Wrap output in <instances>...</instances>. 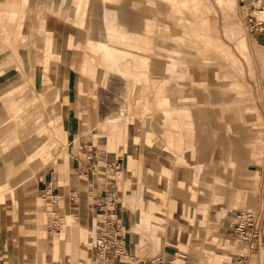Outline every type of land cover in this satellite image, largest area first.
Returning a JSON list of instances; mask_svg holds the SVG:
<instances>
[{
  "label": "crops",
  "instance_id": "obj_1",
  "mask_svg": "<svg viewBox=\"0 0 264 264\" xmlns=\"http://www.w3.org/2000/svg\"><path fill=\"white\" fill-rule=\"evenodd\" d=\"M5 1L0 0V6L8 8L4 12L0 11V34L7 38L13 33L18 45H21L25 41L26 24L23 21L27 15L30 17L29 12L25 10L24 14H19L20 12L15 11L16 3L21 4V0ZM35 1L22 0V3L30 6ZM62 1L58 4L55 0H39L40 7L43 5L44 9L56 4L61 15L66 12L65 18L60 17L61 21L44 17L43 10L34 18H39L40 22L46 21L39 28L44 33L41 63L43 80L48 84L50 82L47 73L50 59L55 58L64 63L57 62L55 66L58 83H65L66 88L58 92V98L67 90L66 96L61 98H64L66 104H70L65 120L68 138H72L75 131H78V136L84 134L92 139L98 137L107 121L96 119V108L89 92L95 90L96 86L103 85L107 74H113L126 80L130 92L133 89L137 92L135 102L145 104L148 102V89L154 91L152 105L163 111L162 120H159L163 125L162 135L167 148L173 147L179 153L180 164L190 166L184 178H181L179 168L173 166L170 169V163L164 157L147 153L136 156L140 141L127 140L126 131L122 135L116 126L107 129V135L112 141L107 143L105 149L124 143L127 150L125 172L126 175L135 177L136 193L141 197L142 204L145 203L147 212L142 211L140 206L137 207L140 209V220L147 225L151 237L154 232L152 217L148 213L156 212L155 209L159 208L155 200L160 186L159 176H166L171 170L170 178L164 177L161 183L162 193L172 199V202L168 201L172 203L171 207L167 204L166 209H161L165 220L162 226L164 233L159 238L162 246L158 251L152 243L145 240L142 233L139 234L133 227L125 229L124 226L125 235L130 239V250L134 246L136 254H142L140 258H149L151 253L157 252L155 255L162 258L165 264H264V238L250 249L246 244L237 242L229 229L239 211L255 214L264 229V178L261 184L255 158L264 155V147H261L263 140L258 143V147L253 144L252 148L248 146V135L254 133L252 130L259 115L255 112L254 105L244 99L250 94L231 92L229 94H233L232 96H224L222 92L225 86H239L232 81L226 83L224 79L228 75L221 71L225 63L231 68L236 67V59L216 39L205 33L207 21L204 12L207 7L204 0H70L69 7H64ZM214 2L220 8L233 7L232 0ZM242 10L237 2L239 16L242 15ZM149 12L158 16L149 15ZM191 15L197 19L196 28ZM242 22L245 26V21ZM8 24L12 26L9 32L5 29ZM43 26L45 27L42 28ZM243 29L250 38L247 37V42L245 37L238 36L235 39L237 47L255 51L263 63L264 28L258 32H249L245 27ZM52 34L56 36L55 41ZM36 35L33 34L35 37ZM157 40L159 43H156ZM53 48L57 50L55 55ZM152 50L155 57H147L146 52L150 53ZM148 58L151 60L150 64ZM181 65H190V69L181 71ZM192 66L198 69L194 71ZM199 66L206 67L207 80L201 76L196 78L195 73L201 69ZM3 68H9V65ZM10 78L0 82V117L5 123L0 124V147L8 142L7 130L16 125L15 131L18 127H23L26 121H30V110L21 116L20 113L34 100L30 97V101L25 97L14 99L8 95L6 88L9 84L15 85ZM170 82L173 84L166 87ZM71 85H75V90L71 89ZM87 86L92 88H86ZM10 100L12 101L9 102ZM84 101H87V105ZM156 102H160L161 106L158 107ZM80 106L83 108L79 109ZM147 111L142 110L143 117ZM51 122H62L65 127V123L59 118ZM147 135V140L141 143L153 144L149 133ZM16 141L20 143L18 136ZM42 141L47 143L48 137ZM81 141V138L71 141L72 150L77 152L76 149L81 148ZM28 148L25 147V154L28 153ZM129 149L134 151L130 152ZM11 153L13 150L7 156ZM71 155L68 164L67 158L64 161L66 167H61L58 162L48 166V170L51 169L52 172L51 175L50 171L46 173L45 181L41 184L43 190L40 192H44V201L50 208L59 204L62 206L66 202L65 196L58 195L52 184L55 173L56 177L63 178L59 175L61 169L67 174L71 191L69 201L87 198L90 205L95 206V199L102 192L103 174L99 170L103 169L102 166L94 160L85 162L82 156L74 153ZM13 157L14 155L10 159ZM48 157L43 155L41 159L45 161ZM46 180L49 183L45 186ZM129 184V181L125 182L124 187ZM23 190L24 197L28 198L23 207L26 213V209L30 207L31 192L28 185L23 186ZM47 190H50L49 195L45 194ZM113 190L116 192L114 188ZM52 194L57 199L54 202L49 199L53 198ZM67 208L78 211L75 205ZM90 210L92 224L95 217L92 209ZM88 227L82 232V227L77 226L82 240L80 249L81 244L88 240L94 244L95 229L88 230ZM66 241L68 244V240ZM71 243L74 250V240ZM79 246L77 244L76 250H79Z\"/></svg>",
  "mask_w": 264,
  "mask_h": 264
},
{
  "label": "rangeland",
  "instance_id": "obj_2",
  "mask_svg": "<svg viewBox=\"0 0 264 264\" xmlns=\"http://www.w3.org/2000/svg\"><path fill=\"white\" fill-rule=\"evenodd\" d=\"M7 1L11 0H6L5 2ZM46 1L48 2V0ZM55 1L59 4L62 0ZM232 1L233 7L225 6L224 8L218 7L214 0L203 1L207 7L204 12V17L207 21L205 33L207 36L216 39L217 43L225 47L236 59V67L231 68L230 65L225 63L221 71L228 75V77L224 79L226 83L232 81L235 84H239V86H229V88L225 86L222 92L224 96H226V94L232 96L233 94H229L231 92L234 94H250V96L244 99H247L254 105L255 112H257L259 117L258 121L255 122V128L252 130L254 133L248 135V146H250V148H252L253 145L258 147V143L260 144V141L263 140L261 147H264V62L261 63L263 60L259 59L255 51H249L246 47H237L235 39L238 36L242 35L247 42V37L249 36L246 35L243 29L247 27V24L243 26V20L241 19L242 15H238L237 0ZM2 2L3 1H1V3ZM62 2L64 7H69L70 0H63ZM163 6H166V4ZM4 9L8 8L0 6L1 12H4ZM25 10L29 12L28 14L30 17L28 18L27 15L23 21L26 24L25 41L23 44L18 45L13 33H11V36L7 34L10 36L7 38L4 36L2 37V34H0V82L11 77L10 80L13 79L15 85L9 84L6 88V90H8L6 92L8 95H11L14 99H18V97H25L27 101H30L28 97L34 99L33 103L29 102L26 106L27 108L20 113L21 116L27 114L28 110H30V121H26L23 127H18L15 131L16 125H11L13 128L7 130L9 133L7 137L8 142L0 147V198L2 197L5 201L4 204L0 205V264H41V257H43L44 264H88V258L93 252V243L92 245L90 243L89 251L80 249L79 244L82 240H80L79 232H77V226L84 228L81 221H85L86 226H89L88 230H92V228L95 229L96 236L98 221L96 214L98 211L95 209V206H91L86 200L87 198L69 201V193L71 191L68 187L66 179L67 174L64 173V169L59 171V175L63 178L59 176L56 177L57 174L55 173L52 182L53 188L56 190L57 194L62 197L65 196L66 202L62 206L59 204L54 208L48 207L47 202L44 201V192H40L43 190V185L41 184L45 181L46 173L51 170H48V166L51 167L53 162H58L61 167H66L72 153L82 156V159L86 162L88 148L92 155V161L94 160L96 164L98 163V165L103 168L99 169L100 173L103 174L101 176L103 179L102 191L106 190L107 187L105 185H107V183L110 189L112 188L111 190H113V188L116 190V192L113 191L116 193L117 216L120 217V220L122 218L121 221L125 229H127V227H133L139 234L142 233L145 240L152 243L158 250L162 246V242H160L159 238L160 235L164 233L162 226L165 224L162 210L167 208V204H169V207L172 206V203L168 202L172 199H168V196L161 191V183L164 177L170 178V169L173 166L179 168L181 171V178H184L190 166H186V168L184 164H180L178 162L179 153L177 154V151L175 152L173 147L167 148V143L162 135L163 125L160 122V120H162L161 114L163 111H159L152 105L155 97L154 91L148 89V102H145V104L135 102L137 92L134 89L131 92L129 91L126 80L113 74H107L105 83L96 86L95 90L89 92L92 104L94 103L96 108V119L103 120V122L107 121V124L103 126L96 139H92V137L84 134L78 136V131H75L72 138H68L65 120L67 119V111L69 112L70 110V104H66L64 98H61V96H66L67 90L62 93L64 95L58 98V92L62 88H65V83H58L57 68L55 66L57 62L63 63V61L55 58L48 61L49 68L47 73L50 82L48 84V82L44 81L43 68L41 67L44 55V33L40 32L39 28L41 26L40 24L43 23V25H45L46 21L43 20L40 22L39 18H34L43 10V13H45V15H43L44 17L48 16V19L52 18L53 21L58 22L61 21L60 17L62 16L65 18L67 13L64 12L61 15L56 4L48 5L47 8L44 9L43 5L40 7L39 0H36L34 4L30 6L22 3V0L21 4L16 3L15 11L17 13L20 12L19 14H24ZM68 10L71 11L70 9ZM149 15L158 16L155 15L154 12H149ZM186 15L188 16L189 13H186ZM191 17L193 18L194 27L196 28L197 19L194 15H191ZM261 19L264 22V17ZM5 27L8 32L12 29V26L9 24ZM44 27L45 26L42 28ZM33 34H37L36 37L33 36ZM52 38L54 41L56 40L55 34H52ZM156 43H159V41L157 40ZM52 52L55 55L57 50L53 48ZM153 52L154 50L150 53L146 52L147 57H155ZM212 53L214 55L216 54L214 52ZM217 58L219 59V57ZM150 61V58H148V64H150ZM160 61L164 62L165 60ZM8 65L9 68H3ZM189 66L190 65H181L179 70L187 71L190 69ZM193 67L194 66H192V69H195L194 71L198 69ZM199 67H201V69L199 68L197 73L194 72L196 78L201 76L203 79H206V67ZM149 75V77H151L150 73ZM172 84L173 82H170L166 87ZM86 88H92V86H87ZM71 89L75 90V85H71ZM234 101H236V99ZM63 102L65 106L62 104ZM84 104L87 105V101H84ZM80 108L82 109L83 106H80L79 109ZM142 110H148L145 112L144 117L142 116ZM55 118H59L63 121L65 127L62 126V122L58 124L51 122L55 120ZM0 124L5 125V123L2 122V116L0 117ZM110 126H116L122 135H125L126 131L128 133L126 136L127 140L140 141V143H138L136 156L141 153L159 155L166 158L168 163H170L169 174L166 176H159L160 186L155 200L160 209L157 208L155 209L156 212L152 211L148 213L152 217L151 224L153 225L152 230L154 232L152 237L148 233L149 229L147 225L140 220V209L146 212V206L145 203L142 204L140 201L141 197L136 193L135 177L133 175L128 176L125 172L127 168L125 158L127 150L123 146L124 143H118L116 147L112 149L110 147L105 149L107 143L112 141V138L107 135V129ZM148 133L153 144H142L141 141L144 140L145 142V140H147L146 136H148ZM16 136L19 137V142H22L21 144L16 141ZM47 137V143L42 141ZM76 138H81L82 140L80 142L81 148L79 150L76 149L77 152L72 150L73 143L71 142H74ZM123 140H125V138H123ZM25 147H29L27 154L24 153ZM11 150H13V153L7 156L8 152L10 153ZM129 151L132 152L134 150L129 149ZM13 155L14 157L10 159ZM43 155H48V159L42 161L41 157ZM4 156L5 158H3ZM66 158L67 164L64 162ZM255 158H257V167H259L258 171H260L261 175L260 183L263 184L264 155H261V158L259 155ZM31 162H33V164H31ZM35 162L38 163L35 164ZM68 166H70V164ZM192 166L194 167L193 164ZM51 172L52 171L49 172L50 175ZM50 177L52 178V176ZM127 181H129L130 184L128 187H124V183ZM48 183L49 180H46L45 186ZM27 185L31 192V201L30 207L26 209L25 213L23 207L25 202L27 204L28 198L24 197L23 186ZM27 197H29V195ZM73 205L77 207L78 211H71V209L67 208ZM139 206L140 209L137 208ZM90 209H92V213L95 217V220H92V224L89 218ZM176 218L179 219L178 216H176ZM79 222H81L82 225L79 224ZM80 231L83 232L84 230L82 229ZM225 235L228 234L225 233ZM227 237L229 238V236ZM66 240H68V244ZM72 240H74V250H72ZM125 240L127 244L130 242L128 241L130 239H128L127 235H125ZM131 242L134 241L131 239ZM77 244L79 250L78 248L76 250ZM54 246L57 248L56 256L53 255ZM131 250L134 256H137L139 259H145V257L140 258L142 254H136L137 249L134 248V246H131ZM155 253L157 252L151 253L149 258L154 256ZM40 254L41 256H39Z\"/></svg>",
  "mask_w": 264,
  "mask_h": 264
},
{
  "label": "built area",
  "instance_id": "obj_3",
  "mask_svg": "<svg viewBox=\"0 0 264 264\" xmlns=\"http://www.w3.org/2000/svg\"><path fill=\"white\" fill-rule=\"evenodd\" d=\"M237 2L243 8L241 19L247 24L245 29L249 32L262 31L264 22L260 15L264 11V0H237ZM87 153L86 161L92 160L89 148ZM105 186L106 190H103L95 199L98 221L91 263L165 264V261L157 255L148 259H139L134 256L125 240L124 225L117 216L116 193L111 190L112 188L110 189L108 183ZM45 194L49 195L50 190H47ZM52 196L53 198L49 197L51 202L56 201L54 194ZM229 229L237 242L246 244L250 249L261 243L264 238L260 219L247 211L237 212Z\"/></svg>",
  "mask_w": 264,
  "mask_h": 264
},
{
  "label": "bare ground",
  "instance_id": "obj_4",
  "mask_svg": "<svg viewBox=\"0 0 264 264\" xmlns=\"http://www.w3.org/2000/svg\"><path fill=\"white\" fill-rule=\"evenodd\" d=\"M260 15V14H259ZM260 17L262 18V17H264V11H262V13H261V15H260ZM160 102H156V105H158ZM161 106V104H159L158 105V107H160ZM0 190H1V187H0ZM13 192V191H12ZM5 195V194H4ZM13 196V195H12ZM5 203V201L3 200V198L1 197L0 198V205H2V204H4ZM10 211V210H9ZM89 218H91L90 216H89ZM82 222V224L84 225V228H82L83 230H86V224H85V221H81ZM90 223H91V220H90ZM81 224V223H80ZM81 224V225H82ZM30 225V224H29ZM90 241L88 240V241H86V242H84V243H82L81 244V246H82V248L81 249H86L87 251H89V245H90ZM91 245H92V243H91ZM56 250H57V248H56V246H54V249H53V255L54 256H56ZM91 251V250H90ZM39 256H41V254L39 255ZM43 256V255H42ZM93 256H92V253L90 254V256H89V258H88V264H92L91 263V258H92ZM41 264H44L43 263V257H41Z\"/></svg>",
  "mask_w": 264,
  "mask_h": 264
}]
</instances>
